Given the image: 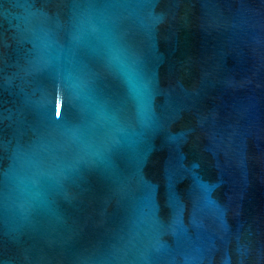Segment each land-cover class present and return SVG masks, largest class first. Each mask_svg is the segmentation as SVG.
Masks as SVG:
<instances>
[{
  "label": "water",
  "instance_id": "water-1",
  "mask_svg": "<svg viewBox=\"0 0 264 264\" xmlns=\"http://www.w3.org/2000/svg\"><path fill=\"white\" fill-rule=\"evenodd\" d=\"M0 264H264V0H0Z\"/></svg>",
  "mask_w": 264,
  "mask_h": 264
},
{
  "label": "snow or ice",
  "instance_id": "snow-or-ice-1",
  "mask_svg": "<svg viewBox=\"0 0 264 264\" xmlns=\"http://www.w3.org/2000/svg\"><path fill=\"white\" fill-rule=\"evenodd\" d=\"M56 115L59 116L60 115V107L59 105H57V109H56Z\"/></svg>",
  "mask_w": 264,
  "mask_h": 264
}]
</instances>
